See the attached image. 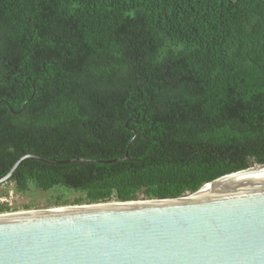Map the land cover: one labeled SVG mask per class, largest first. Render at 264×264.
I'll use <instances>...</instances> for the list:
<instances>
[{
    "label": "trees",
    "instance_id": "obj_1",
    "mask_svg": "<svg viewBox=\"0 0 264 264\" xmlns=\"http://www.w3.org/2000/svg\"><path fill=\"white\" fill-rule=\"evenodd\" d=\"M27 155L58 163L0 196L173 199L263 165L264 0H0V178Z\"/></svg>",
    "mask_w": 264,
    "mask_h": 264
},
{
    "label": "water",
    "instance_id": "obj_2",
    "mask_svg": "<svg viewBox=\"0 0 264 264\" xmlns=\"http://www.w3.org/2000/svg\"><path fill=\"white\" fill-rule=\"evenodd\" d=\"M26 158L58 163L23 156L0 185ZM0 264H264V164L185 197L0 214Z\"/></svg>",
    "mask_w": 264,
    "mask_h": 264
},
{
    "label": "rangeland",
    "instance_id": "obj_3",
    "mask_svg": "<svg viewBox=\"0 0 264 264\" xmlns=\"http://www.w3.org/2000/svg\"><path fill=\"white\" fill-rule=\"evenodd\" d=\"M12 186L8 187H0V192H12ZM14 195V194H13ZM81 197L79 193H75L73 191H68L65 189H55L51 192H42L31 188L29 192L26 194H17L14 195V204L15 210L17 212H25V211H37V210H45V209H54V208H63L68 206H73V200ZM56 198L61 199V201L67 202V204L55 206L53 203ZM26 208L28 210H26Z\"/></svg>",
    "mask_w": 264,
    "mask_h": 264
},
{
    "label": "built area",
    "instance_id": "obj_4",
    "mask_svg": "<svg viewBox=\"0 0 264 264\" xmlns=\"http://www.w3.org/2000/svg\"><path fill=\"white\" fill-rule=\"evenodd\" d=\"M13 199H14V196L12 194L0 196V204L12 206L14 203ZM11 213H15V212H11Z\"/></svg>",
    "mask_w": 264,
    "mask_h": 264
},
{
    "label": "bare ground",
    "instance_id": "obj_5",
    "mask_svg": "<svg viewBox=\"0 0 264 264\" xmlns=\"http://www.w3.org/2000/svg\"><path fill=\"white\" fill-rule=\"evenodd\" d=\"M211 186H213V185H207L206 187H204L200 192H198L196 195H198L199 193H201V192H203L204 190H206L207 188H209V187H211ZM196 195H193V196H190L189 198L191 199L192 197H194V196H196ZM188 198V199H189Z\"/></svg>",
    "mask_w": 264,
    "mask_h": 264
}]
</instances>
